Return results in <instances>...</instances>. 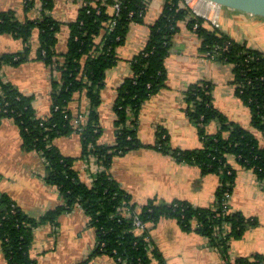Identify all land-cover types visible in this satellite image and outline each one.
<instances>
[{
  "label": "trees",
  "instance_id": "trees-1",
  "mask_svg": "<svg viewBox=\"0 0 264 264\" xmlns=\"http://www.w3.org/2000/svg\"><path fill=\"white\" fill-rule=\"evenodd\" d=\"M83 5L70 30L65 54L56 52L62 23L51 15L56 0H26L25 13L41 4L40 19L21 20L14 11L0 12V33L11 34L28 45L35 30L40 46L35 60L47 64L58 74L53 79L51 112L40 117L34 98L21 92L0 75V122L11 119L20 129L22 147L38 152L46 161L45 180L55 186L62 204L40 218L28 216L8 195L0 192V242L7 264H38L31 256L34 233L43 225L57 227L60 217L81 207L94 229V255H108L118 264H163L161 253L152 246L150 230L162 219H174L185 231L194 230L208 238L220 251L224 264H264V256L230 258L234 241L243 238L257 220L231 209L226 203L236 184L239 167L252 171L264 185V53L249 48L223 33L209 20L194 13L184 0H166L159 19L151 26L148 44L132 60V76L118 91L114 105L116 141L113 146L100 143L102 129L98 108L100 91L108 70L116 66V50L126 42L132 24H144L147 0H81ZM119 3L116 14L114 6ZM193 31L200 41L199 52L209 59L232 66L236 96L249 108L251 121L244 127L230 121L214 104L213 85H192L185 95V112L197 126L202 147L195 150L172 149L165 131L159 133L156 149L171 155L176 162L196 164L203 174H214L221 182L215 202L207 208L186 201L170 204L154 200L144 206L132 201L110 173L114 156L126 154L142 145L137 135V120L143 104L166 87V60L171 41L182 25ZM31 59L30 49L23 53L0 56V73L4 66H20ZM78 93L89 101L87 111L74 113L69 105ZM212 122L219 124L215 134L208 132ZM78 134L82 143L80 158L67 157L55 146L58 138ZM94 158L98 172L93 183L86 182L76 168L79 160ZM138 218L146 227L135 226Z\"/></svg>",
  "mask_w": 264,
  "mask_h": 264
},
{
  "label": "crops",
  "instance_id": "crops-1",
  "mask_svg": "<svg viewBox=\"0 0 264 264\" xmlns=\"http://www.w3.org/2000/svg\"><path fill=\"white\" fill-rule=\"evenodd\" d=\"M184 1L194 13L209 20L226 35L264 53V33L259 37L257 31L264 29V18L218 5L215 7L204 0ZM147 2L144 24H132L130 27L126 42L116 50L118 62L108 70L100 91V143L106 146H113L116 141L114 105L118 91L132 76V60L148 44L151 26L166 5V0ZM25 4L26 0H0V12L14 11L21 20L42 18L41 4L29 14L25 13ZM82 5L81 0H56L50 12L57 22L62 23L56 45L59 55L67 51L70 37L67 24L76 21ZM171 45L166 60V87L151 96L136 117H131L137 120V135L142 146L114 156L110 173L139 206L154 200L166 204L186 201L195 207L207 208L216 200L220 177L203 174L196 164H180L171 155L156 149L159 133H167L172 149L195 150L202 147L197 126L185 112L186 91L195 84L213 85L214 104L230 121L249 127L250 111L236 96L232 66L201 54L200 41L186 24L173 36ZM39 46L38 30L34 31L28 45L11 34L0 33V56L23 53L29 47L31 57L20 66H4L0 75L3 81L11 82L21 92L32 96L37 115L45 117L51 112L53 79L58 74L44 62L35 60ZM69 108L74 113L87 111L89 101L86 95L76 94ZM207 129L215 134L219 124L212 122ZM54 144L67 157L80 158L82 155L78 134L58 138ZM95 162L92 158L76 163L83 179L90 184L93 182L92 173L97 171ZM230 163L238 170L230 199L231 209L257 220V225L248 228L242 239L231 244L230 258L234 261L255 253L264 256V185L252 171L239 167L234 157H230ZM46 169V161L40 153L23 149L16 123L3 119L0 122V192L11 197L28 216L35 219L62 204L58 189L45 180ZM150 237L153 246L163 256V264H224L220 251L212 247L208 238L194 230L185 231L174 219L160 220L150 230ZM95 250L94 229H90L88 216L78 206L63 214L57 227L47 224L35 230L31 256L38 264H118L108 255H94ZM0 264H7L1 242Z\"/></svg>",
  "mask_w": 264,
  "mask_h": 264
},
{
  "label": "water",
  "instance_id": "water-1",
  "mask_svg": "<svg viewBox=\"0 0 264 264\" xmlns=\"http://www.w3.org/2000/svg\"><path fill=\"white\" fill-rule=\"evenodd\" d=\"M218 6L264 18V0H204Z\"/></svg>",
  "mask_w": 264,
  "mask_h": 264
},
{
  "label": "built area",
  "instance_id": "built-area-1",
  "mask_svg": "<svg viewBox=\"0 0 264 264\" xmlns=\"http://www.w3.org/2000/svg\"><path fill=\"white\" fill-rule=\"evenodd\" d=\"M114 9L116 10V14L120 11V6H119V3L118 2L114 6ZM98 171H99V168H97V171L96 172H98ZM230 198H231V194H227V196H226V199H227L226 203L230 201ZM135 226L137 228H139L140 230L145 229V227H146L138 218L135 219ZM152 246L153 245H150L149 248L152 249Z\"/></svg>",
  "mask_w": 264,
  "mask_h": 264
},
{
  "label": "rangeland",
  "instance_id": "rangeland-1",
  "mask_svg": "<svg viewBox=\"0 0 264 264\" xmlns=\"http://www.w3.org/2000/svg\"><path fill=\"white\" fill-rule=\"evenodd\" d=\"M214 6L217 7L216 4H214ZM223 9H227V8H223ZM228 9H229V8H228ZM224 11H226V10H224ZM229 11H230V10H229ZM232 11H233V10H232ZM235 11H236V10H235ZM248 15H250V14H248ZM252 16H253V15H252ZM260 18H261V17H260ZM235 20H236V19H232V21H235ZM262 30H264V29H262ZM262 30H257V31H259V32H258V36H259V37H260V34H261V33H264V31H262ZM257 40L260 41V39H257ZM263 41H264V40H263ZM260 42H261V41H260ZM260 42H259V43H260ZM260 44H263V43H260ZM230 199H231V198H230ZM89 227H90V226H89ZM90 229L93 231V228L90 227Z\"/></svg>",
  "mask_w": 264,
  "mask_h": 264
}]
</instances>
